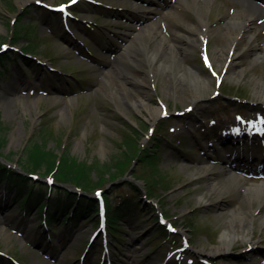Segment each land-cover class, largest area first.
<instances>
[{"label": "rangeland", "instance_id": "374dc122", "mask_svg": "<svg viewBox=\"0 0 264 264\" xmlns=\"http://www.w3.org/2000/svg\"><path fill=\"white\" fill-rule=\"evenodd\" d=\"M66 1L0 0V43L24 50L0 64L1 155L23 163L25 146L37 141L59 155L65 149L80 162L108 163L120 153L119 143L128 130H135L137 144L152 143L146 129L161 114L152 119L150 111L163 107L167 124L160 134L158 177L162 175L165 183L158 179L150 199L144 196L148 183L143 179L137 181L140 194L131 191L132 174H140L137 160L129 175L113 181L109 176L99 181L97 171L91 173L87 190L101 186L112 202L127 194L140 196L139 216H145L141 222L134 215L127 220L121 230L125 238L118 242L114 237L117 246L109 244L111 258L106 255L100 262L98 235L80 256L93 227L89 219L43 226L35 208L19 209L12 198L14 181L1 179L0 264H193L180 249L163 259L171 244H180L181 236L188 249L209 264H264V194L246 197V187H264V123L259 122L264 92L256 93L264 87V62L254 61L264 51V16L248 24L252 43L243 34L233 50H226L223 28L227 16L239 7L236 0L206 3L208 9L199 13L210 26L205 33L195 25L194 8L183 5V0H79L73 6L77 18L68 21L69 32L60 14L43 5ZM23 9L27 11L20 16ZM15 23L21 34L14 41ZM160 35L175 42L176 48L162 43ZM154 49L157 53L150 57ZM215 55L229 58L221 64ZM190 70L211 78L209 84L194 87ZM124 77V86L134 88L131 95L116 81ZM135 95L144 105L130 103ZM223 156H230L231 163ZM238 156L243 161H237ZM206 166L212 169L207 176L201 174ZM36 172L42 175L39 169ZM56 184L65 185L58 180ZM218 184L225 189L215 190ZM5 185L8 194L1 196ZM33 189L16 187L17 193L27 190L24 199L29 202L39 195ZM24 199L20 207L27 209ZM72 199L56 193L48 207ZM150 201L176 225L179 237H159ZM233 231L231 247L213 253L222 246V235Z\"/></svg>", "mask_w": 264, "mask_h": 264}, {"label": "trees", "instance_id": "16d2710c", "mask_svg": "<svg viewBox=\"0 0 264 264\" xmlns=\"http://www.w3.org/2000/svg\"><path fill=\"white\" fill-rule=\"evenodd\" d=\"M15 23V35L13 34V40L20 38L21 29ZM27 49H32L31 46ZM11 51L0 53V64L4 63L11 56ZM16 53V52H14ZM165 122L160 121L158 129H162ZM131 129V128H130ZM127 131V130H126ZM133 132L127 131V134L122 135L120 153L115 155L110 162L101 163L100 161L87 163L85 161H78L72 156L66 153L64 149L59 155L53 151L47 150L41 143L28 142L24 148L23 163L17 161L24 171L28 173L36 172L39 169L42 175H51L55 180L60 182H70L78 185L88 187L91 185V173L97 171V178L102 181L105 176L111 177V180L123 176L131 167L132 161L137 160L141 164L138 167L140 171L136 178L143 179L144 183H148L146 187L147 195L151 196L154 194L155 185L158 183V179L163 180L164 177L160 175L158 177L159 169V156H160V141H155L150 145L141 146L137 144L138 135L132 129ZM134 133V134H133ZM153 139L158 140L157 137ZM4 142L0 138V149L1 144ZM1 155V151H0ZM25 166H24V165ZM132 171V170H131ZM0 177L14 180L20 186L34 187L36 185H26L27 182H35L31 177L25 173L17 171L15 168L0 161ZM102 183V182H100ZM45 184V183H44ZM132 188L139 191V188L134 182H130ZM139 202L134 200L130 196L123 197L117 203L107 204L106 214V225L107 231L113 236L120 234L123 226L126 224V219L132 215L137 216L142 210ZM92 200L87 197H81L77 200L73 216L78 215L89 207L92 208ZM89 210V209H88ZM47 219L50 220L52 215L47 213ZM155 230L161 234H165L166 231L162 225L157 223L156 219L153 218ZM113 240V238H112Z\"/></svg>", "mask_w": 264, "mask_h": 264}, {"label": "bare ground", "instance_id": "6f19581e", "mask_svg": "<svg viewBox=\"0 0 264 264\" xmlns=\"http://www.w3.org/2000/svg\"><path fill=\"white\" fill-rule=\"evenodd\" d=\"M204 3L200 2L199 0H183L184 4L183 5H190L194 8V12L196 15V24L198 26V30H202L203 33H205L206 31L210 30V26L207 24V22L205 20H203L199 13L208 9V6L206 5L207 2H209L210 0H203ZM236 2L239 4V7L237 8L236 12L233 15H228L227 16V21L225 22V26L223 28L224 30V37L227 40V45L225 47L226 50L228 49H234V47L238 44L239 40H241L243 34H245V37L248 39V41L250 43L253 42V38H254V34L251 33V31L249 30L248 24L249 22L254 19L256 16L258 15H263L264 16V0H259V2H261L262 4H258L256 2V0H236ZM182 4L180 6H183ZM178 4L174 3V8H177ZM151 10V8H150ZM147 11V10H146ZM171 16V13H168V17ZM198 17V18H197ZM154 30V26L152 25L150 27V31ZM201 32V31H199ZM216 33V31H215ZM140 35H138V39L141 37H139ZM160 38L162 40V43H167V45L169 47H173L176 48V44L175 42L170 41L166 36L164 35H160ZM195 40V39H194ZM161 48V43L158 44ZM127 50L128 52H133V49L130 45H127ZM216 52H220V53H224L223 49H215ZM157 53V50H152L149 52V55H151L150 57L154 56ZM173 54V52H171ZM212 53H214V51L212 50ZM233 54H235V52L233 51ZM216 57V55H215ZM229 57H227V55H225V57H216V60H218L221 64H224L227 62ZM235 57L231 58V61L234 60ZM119 60L121 62H125L126 59L123 58L122 56L119 57ZM260 60L262 62H264V51L262 52V54H258L256 55V58L254 59V61L256 62H260ZM190 74H191V80H192V84L194 87H198V86H202V85H206L209 84L211 78H201L199 76V74L197 72H193L192 70H190ZM235 74L240 75L239 73L235 72ZM118 82V85L121 86V88L123 89V92L125 93H129V95H131L132 93H134L133 89L134 88H128L127 86H124L125 82H127V79L124 77L123 79H117L116 80ZM137 82H139L137 80ZM124 83V84H123ZM134 85L132 86H136V83H132ZM262 84L264 85V83L262 82ZM264 92V87H260L257 88L256 93L258 94H263ZM123 93V94H124ZM136 96V95H135ZM133 96V98L130 100V103L133 106H137V105H144V101L142 98H138L137 96L135 97ZM161 113V107L158 109H154L153 111H150L151 117L152 119H154L156 117L157 114ZM219 140H223L222 137L219 138ZM227 156H223V159L225 160ZM231 157L229 156V158H227L225 161L226 163H231ZM237 161H243V157H236ZM227 169V168H224ZM228 171V169H227ZM212 172V169L208 166L202 168L201 170V174L202 175H210ZM231 181L237 183H240V180L238 179H232ZM215 190L218 191H223L225 189V187H223L222 185H215L214 186ZM264 194V187L261 184H255V185H251L249 187H246V197L248 199H252L254 197H261ZM235 233L233 232H225L222 235V246L218 247L217 249L213 250L212 252L216 253L220 250H227L231 247L233 239L235 237Z\"/></svg>", "mask_w": 264, "mask_h": 264}, {"label": "snow or ice", "instance_id": "6c2138e0", "mask_svg": "<svg viewBox=\"0 0 264 264\" xmlns=\"http://www.w3.org/2000/svg\"><path fill=\"white\" fill-rule=\"evenodd\" d=\"M37 2H39V0H37ZM75 2L76 0H72V3H75ZM60 10L63 11L64 9L61 8ZM205 62L207 63V57H205ZM262 123H264V121H262ZM97 195H99V193Z\"/></svg>", "mask_w": 264, "mask_h": 264}]
</instances>
